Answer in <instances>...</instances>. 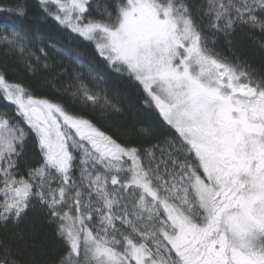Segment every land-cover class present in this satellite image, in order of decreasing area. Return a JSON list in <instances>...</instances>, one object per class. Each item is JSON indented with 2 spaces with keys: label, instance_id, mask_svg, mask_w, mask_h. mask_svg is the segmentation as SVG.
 <instances>
[{
  "label": "snow or ice",
  "instance_id": "6c2138e0",
  "mask_svg": "<svg viewBox=\"0 0 264 264\" xmlns=\"http://www.w3.org/2000/svg\"><path fill=\"white\" fill-rule=\"evenodd\" d=\"M0 15V264H264V0H37L31 18L0 0ZM49 25L159 124L130 120Z\"/></svg>",
  "mask_w": 264,
  "mask_h": 264
},
{
  "label": "trees",
  "instance_id": "16d2710c",
  "mask_svg": "<svg viewBox=\"0 0 264 264\" xmlns=\"http://www.w3.org/2000/svg\"><path fill=\"white\" fill-rule=\"evenodd\" d=\"M29 9V18L35 14L37 7V0H27ZM5 19L4 15H0V20ZM44 38L55 43L57 47H63L71 54L76 55L80 60L82 67H78L77 71H82L86 76L90 71L101 73L107 77V83L103 85L109 91L110 95H120L125 107V115L131 120L135 117V122L145 125H158L159 119L154 112H151L139 104V99L136 95V89L125 79L110 73L105 67L102 59L95 53L93 45L83 39H77L74 35H70L67 31H59L53 26H45L43 28ZM238 40L246 41V37L240 36ZM66 64L75 67L71 64V56L65 58ZM22 78L26 82L30 81L34 91L38 95H44L62 99L63 102L76 111H80L78 104L72 102L69 97H56L54 89L45 85L40 79H31L28 77H12V79ZM4 102L0 100V108L4 107ZM29 149H31V142H29Z\"/></svg>",
  "mask_w": 264,
  "mask_h": 264
}]
</instances>
